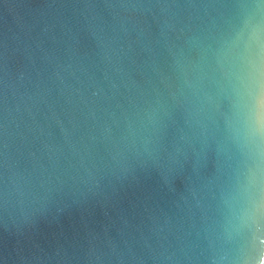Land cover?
<instances>
[{"label":"water","instance_id":"1","mask_svg":"<svg viewBox=\"0 0 264 264\" xmlns=\"http://www.w3.org/2000/svg\"><path fill=\"white\" fill-rule=\"evenodd\" d=\"M264 0H0V264H261Z\"/></svg>","mask_w":264,"mask_h":264},{"label":"clouds","instance_id":"2","mask_svg":"<svg viewBox=\"0 0 264 264\" xmlns=\"http://www.w3.org/2000/svg\"><path fill=\"white\" fill-rule=\"evenodd\" d=\"M261 264H264V258H262V260H261Z\"/></svg>","mask_w":264,"mask_h":264}]
</instances>
